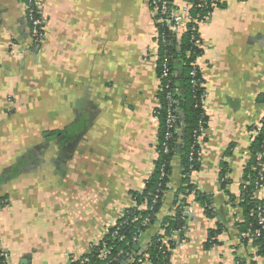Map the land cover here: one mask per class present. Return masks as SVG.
Listing matches in <instances>:
<instances>
[{
	"label": "crops",
	"instance_id": "crops-1",
	"mask_svg": "<svg viewBox=\"0 0 264 264\" xmlns=\"http://www.w3.org/2000/svg\"><path fill=\"white\" fill-rule=\"evenodd\" d=\"M188 1L174 5L181 10ZM41 13L44 38L35 47L26 1L0 0L6 264H70L86 255L133 207L158 161L159 45L149 0H43ZM198 35L206 120L189 178L193 192L176 198L186 185L174 156L157 220L135 254L153 264L149 241L181 207L184 228L161 239L168 264H264L239 234L244 167L264 116V0H221Z\"/></svg>",
	"mask_w": 264,
	"mask_h": 264
},
{
	"label": "trees",
	"instance_id": "trees-1",
	"mask_svg": "<svg viewBox=\"0 0 264 264\" xmlns=\"http://www.w3.org/2000/svg\"><path fill=\"white\" fill-rule=\"evenodd\" d=\"M153 1L149 0V5L152 11H155L156 8L152 6ZM220 2L221 0H189L188 4H191L192 8L189 10L188 18L191 21L185 25L187 31L178 35L177 33L170 32L164 24L159 23V14H154L159 45L158 61L156 64L157 74L160 78L161 65L166 61L170 69L168 79L171 80L173 88L176 89L172 97L174 101L172 107L177 110V122L174 127L180 130L179 134L174 131L172 137L166 138L168 129L165 121L169 105L165 100V92L162 87L168 79H160V105L155 110L159 122L156 170L145 183L144 190L139 194L133 195V207L125 210V215L109 231L106 238L101 243L93 246L90 253L70 264H101L103 261L108 262V264H143L144 260L141 259L143 256H136L135 250H133L135 244L132 243V239L139 233H145L156 222L162 206L163 196L168 190L167 185L171 172L170 162L174 156L180 158L184 175L183 183L186 185L178 191L176 198L178 199L180 195L184 197L186 194L189 195L193 192V186L189 184V178L190 174L197 170L198 167L199 147L198 145L196 146V143L197 138L200 136L198 133L199 126L201 124L204 130L206 117L203 109V78L199 73L198 67L194 65L197 57L201 54V50L191 40L194 33L190 29L195 26L192 20L197 19L198 21L207 14H211L220 5ZM168 7L172 9V0L168 1ZM163 18L166 19L167 16ZM196 36L198 37V35ZM177 64L181 66L180 76L177 75V69H179ZM193 71H195V75L192 76L191 73ZM192 147L195 154L192 158L193 160H189V153ZM166 148L167 152H165ZM261 153L264 154V121L258 136L254 137L251 144V155L244 167V184L239 199V205L245 217L244 223L239 226L240 242L246 245L251 240V244L256 249V256L264 258V226L258 225L257 218L258 209L262 211L264 216V199L256 200L254 196L256 191L255 182L258 178L257 174L259 170V161L256 158ZM197 198L204 213L206 215L212 214L209 200L198 193ZM183 200L181 199L179 202L183 203ZM0 201L4 202V200ZM153 201H155L154 205ZM143 204H145L146 208L140 209ZM5 205L6 202L2 203L0 208H3ZM182 218L183 208L180 207L174 217L162 219L159 228L162 234L154 235L150 239L147 250L149 260L153 264L169 263V252L162 246L161 239L175 231H181L184 228ZM146 219H148L147 222H145ZM220 232V227L209 232L210 245H215L218 242L216 238ZM256 232H259V234L256 235ZM113 233H117V235L113 236ZM243 235H247L248 237H242ZM102 245L110 248V254L106 259L100 258ZM130 254L136 256L131 262H129ZM139 259H141L140 263L138 262ZM2 262H4V259L2 252H0V264ZM235 264H246V262L236 259ZM251 264H254V262Z\"/></svg>",
	"mask_w": 264,
	"mask_h": 264
},
{
	"label": "built area",
	"instance_id": "built-area-1",
	"mask_svg": "<svg viewBox=\"0 0 264 264\" xmlns=\"http://www.w3.org/2000/svg\"><path fill=\"white\" fill-rule=\"evenodd\" d=\"M26 1V6H27V21L29 23L30 26V36L32 39V43L34 44L35 47H37L38 45H40L43 41L44 38V27L46 24V20L44 18V16L41 13L42 7H43V0H25ZM168 1L169 0H154L152 2V6H154L156 9L154 11V14L158 13L160 18L158 19L159 23L164 24L168 30L172 33H177V35L179 33H185L187 31L186 29V23H190V19L188 18V14H189V10L192 8L191 4H188L185 8L179 10L177 7H175L174 5V0H172V9H169L168 7ZM171 1V0H170ZM211 14H207L204 18L200 19L197 21L196 20H192L193 22V26L190 30L191 32L194 33V35H192L191 40L194 42V44L196 45V47L198 49H200V45H201V41L199 40V35H198V29L199 26L203 23H205L207 21V19L210 17ZM167 16V18H163ZM198 35V37L196 35ZM158 38V35H157ZM163 40V38H162ZM164 41V40H163ZM15 52V51H12ZM195 67H196V63H194ZM162 71L160 74V79H168L169 75H170V69L167 65V62L164 61L161 65ZM191 75H195V71H193L191 73ZM163 91L165 92V100L167 101L169 108L167 109V114H166V121H165V125L168 129V132L166 134V138L169 139L170 137H172L173 132L175 131L177 134H179L178 129H176L174 127V125L177 122V115H176V108L172 107L174 101L172 99L176 89L173 88L172 86V82L171 80H166L165 85L162 87ZM154 117L155 119H157V115L156 112L154 113ZM158 121V119H157ZM263 121H264V116L260 119V124H258L253 133L255 136H258L260 129L262 128L263 125ZM174 129V130H173ZM203 128L201 127V124L199 126V135L201 136V134L203 133ZM199 136V137H200ZM199 137L197 138V143L196 146L199 144ZM199 147V146H198ZM165 152H167V148L165 149ZM195 154V151L193 149V147L190 150L189 153V160H193V156ZM264 154H258L257 155V161H259V170H258V174H257V180L255 182V186H256V191H255V199L256 200H263L264 198L260 197L259 193L263 192L264 189ZM4 203L0 201V205ZM155 204V201H153V205ZM145 209V208H143ZM125 215V211L123 213V216ZM258 225L264 226V216L262 214V211L260 209H258ZM148 219L145 220V222H147ZM263 228V227H262ZM259 232H256V235H258ZM117 233H113V236H116ZM143 233H139L136 237H133L132 239V243L133 244H137L140 242L141 237H142ZM242 237H248L247 235H243ZM95 245H91L89 247V251L88 253H90L91 248ZM0 252H2V256L4 259V262H2V264H6L7 261V255L6 253H4L2 250H0ZM87 253V254H88ZM110 254V248L106 247L105 245H102V251H101V255L100 258L101 259H106L108 257V255ZM134 258H136V256H134V254H130L129 255V262H131ZM144 258V257H143ZM141 258V259H143ZM141 259L138 260V262H141ZM144 260V259H143ZM101 264H108V262L103 261Z\"/></svg>",
	"mask_w": 264,
	"mask_h": 264
},
{
	"label": "water",
	"instance_id": "water-1",
	"mask_svg": "<svg viewBox=\"0 0 264 264\" xmlns=\"http://www.w3.org/2000/svg\"><path fill=\"white\" fill-rule=\"evenodd\" d=\"M185 212H186V210H185ZM185 212H184V217H187L188 214H187V212L186 213ZM133 250H137V245L133 246Z\"/></svg>",
	"mask_w": 264,
	"mask_h": 264
}]
</instances>
